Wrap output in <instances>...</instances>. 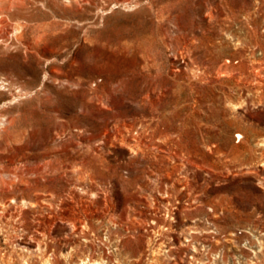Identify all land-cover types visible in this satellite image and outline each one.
Returning <instances> with one entry per match:
<instances>
[{
  "label": "rangeland",
  "instance_id": "1",
  "mask_svg": "<svg viewBox=\"0 0 264 264\" xmlns=\"http://www.w3.org/2000/svg\"><path fill=\"white\" fill-rule=\"evenodd\" d=\"M0 7V264H264V0Z\"/></svg>",
  "mask_w": 264,
  "mask_h": 264
},
{
  "label": "bare ground",
  "instance_id": "2",
  "mask_svg": "<svg viewBox=\"0 0 264 264\" xmlns=\"http://www.w3.org/2000/svg\"><path fill=\"white\" fill-rule=\"evenodd\" d=\"M5 0H0V4H2ZM1 8V7H0ZM2 83V81H0V84ZM14 201V200H13ZM23 204L25 203V201H21ZM39 245V244H38ZM38 249V247H37ZM48 262H50V260L48 261L47 259L44 261V264H49ZM51 264V263H50ZM88 264H100L99 262L97 261H90Z\"/></svg>",
  "mask_w": 264,
  "mask_h": 264
}]
</instances>
